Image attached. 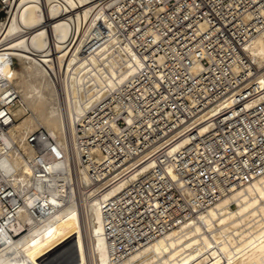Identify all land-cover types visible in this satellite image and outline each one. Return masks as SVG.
Returning a JSON list of instances; mask_svg holds the SVG:
<instances>
[{
    "label": "built area",
    "instance_id": "obj_1",
    "mask_svg": "<svg viewBox=\"0 0 264 264\" xmlns=\"http://www.w3.org/2000/svg\"><path fill=\"white\" fill-rule=\"evenodd\" d=\"M16 1L0 0V20ZM92 1L102 11L69 49L109 45L139 61L85 112L75 138L80 164L99 184L153 161L102 204L110 243L129 252L264 170V73L246 50L264 30V0ZM18 100L0 73V132L15 120ZM180 138L185 143L170 151ZM26 142L34 151L26 156L30 177L46 181L58 171L61 146L44 128L28 133ZM2 175L0 205L12 213L22 198ZM46 190L30 209L36 219L52 213L39 200Z\"/></svg>",
    "mask_w": 264,
    "mask_h": 264
},
{
    "label": "bare ground",
    "instance_id": "obj_2",
    "mask_svg": "<svg viewBox=\"0 0 264 264\" xmlns=\"http://www.w3.org/2000/svg\"><path fill=\"white\" fill-rule=\"evenodd\" d=\"M96 11L102 6L92 0H17L0 20V73L19 94L11 109L15 120L0 132V171L22 198L12 213L0 205V264H264V170L230 185L184 221L129 252L110 243L103 202L153 161L100 184L80 164L75 138L82 116L139 65L109 45L87 53L69 49L79 29L92 27ZM246 50L264 73V30ZM40 125L63 155L54 161L58 171L52 177L35 182L26 160L34 151L26 136ZM199 128L204 130L205 123ZM184 143L178 139L170 151ZM44 188L39 200L52 213L36 219L30 209L39 204L38 191ZM83 191L86 196L78 200Z\"/></svg>",
    "mask_w": 264,
    "mask_h": 264
},
{
    "label": "rangeland",
    "instance_id": "obj_3",
    "mask_svg": "<svg viewBox=\"0 0 264 264\" xmlns=\"http://www.w3.org/2000/svg\"><path fill=\"white\" fill-rule=\"evenodd\" d=\"M13 63L15 64L16 67H19L18 66V62L17 61L15 62L14 59H13ZM16 109H17V107H16ZM29 113H30V109H27L26 114L24 116H27ZM16 121H20V115H17V120ZM40 127L41 128H45L43 125H40ZM83 192H85V193H83ZM83 192H80V193L77 194V199L79 198L78 200L82 199L83 196H86V191H83Z\"/></svg>",
    "mask_w": 264,
    "mask_h": 264
},
{
    "label": "water",
    "instance_id": "obj_4",
    "mask_svg": "<svg viewBox=\"0 0 264 264\" xmlns=\"http://www.w3.org/2000/svg\"><path fill=\"white\" fill-rule=\"evenodd\" d=\"M2 16V13L0 12V17Z\"/></svg>",
    "mask_w": 264,
    "mask_h": 264
}]
</instances>
